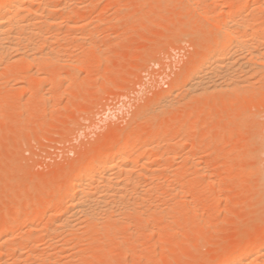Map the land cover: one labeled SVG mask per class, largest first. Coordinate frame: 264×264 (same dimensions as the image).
Listing matches in <instances>:
<instances>
[{
	"label": "rangeland",
	"instance_id": "374dc122",
	"mask_svg": "<svg viewBox=\"0 0 264 264\" xmlns=\"http://www.w3.org/2000/svg\"><path fill=\"white\" fill-rule=\"evenodd\" d=\"M190 1L72 0L73 11L80 7V28H74L76 37L73 28H59L60 33L70 31L63 37L73 38L70 48L65 44L68 40L58 36L72 51L73 65H48L58 70L59 80L50 81L46 67L41 72L34 67L26 75L29 78L23 75L25 80L24 71L17 73L19 80L13 74L19 71L17 64L3 70L14 76L0 71V224L10 222L6 230L18 229L14 233H21L26 246L21 261L17 250L15 260L14 254L3 250L1 264L6 254L5 264H219L229 249L241 247L245 240L264 242V102L258 100L260 91L250 94H256L254 98L242 94L247 95L244 98L230 90L237 82L232 78L227 81H232L231 87L227 83L230 89H225L224 79L237 75L231 69L226 78L212 74L215 83L219 77L222 80L216 84L220 88L206 72L210 92L191 90L190 83L188 89L183 87V76L198 66L199 54L227 33L221 25L230 9L226 2L232 0H201L204 6L200 0ZM73 11L68 15H76ZM259 14L264 17V11ZM227 15L235 19L232 26L237 24L231 9ZM250 15L245 16L250 19ZM40 30L34 37L47 29ZM236 55L235 65L241 58ZM37 71L39 75L34 74ZM166 94L171 95L170 102ZM133 134L139 135V146L155 139L148 147L151 151L142 149L132 164L141 168L143 190L138 189L140 184L136 190L146 191L149 203L144 208L149 213L139 215L143 219L131 215L124 222L108 224H116L114 229L106 224L89 230L82 221V231L52 232L66 212L45 208L52 213L37 216L44 199L65 190L73 167L96 158L102 150H112ZM148 181L168 182V186L151 194ZM20 237L16 242L22 241Z\"/></svg>",
	"mask_w": 264,
	"mask_h": 264
},
{
	"label": "bare ground",
	"instance_id": "6f19581e",
	"mask_svg": "<svg viewBox=\"0 0 264 264\" xmlns=\"http://www.w3.org/2000/svg\"><path fill=\"white\" fill-rule=\"evenodd\" d=\"M53 1L52 0H0V71L2 70V72L5 75H7L9 72L6 74V72H4V71L7 70L10 65L12 66V64L19 65V67L17 68L19 71L17 70L18 72L13 73V74H16L15 77L16 76L18 77V78H16L17 80H19V78L21 79L20 75L22 74L23 71L24 72H23L22 76L26 73L25 78L27 79L29 77L28 76L26 77V75H29V73L32 74L33 73L32 70L34 67L38 68L37 70L40 72H41V70H45L43 68L46 67V70L48 68V71H50V73L47 72L49 74V76L51 77V78H49L50 81L56 82L58 70L56 71V69L50 68L49 66H53V64L58 65L59 63L63 64V62L73 65V62H70L71 61L70 53L72 51L71 50H70L71 52L67 51V49L70 48L69 47V45H70L69 41L73 38L70 39L68 37L67 40L69 43H67V42L65 43L69 48L67 46H66L67 48H64L65 46H63V44H64L63 42H64V40L67 41L64 38H65V36L68 35V32L70 33V31H72V28H73V34L72 35L74 37H76L77 33L74 32V28L75 27L78 28V25L80 24L79 22L81 21L80 16L77 15L79 13V12H77V9H79L80 7L78 5L77 6L78 8L75 9L76 15L72 14V12H71L72 16H71V14H69L70 15L69 16L68 15L69 10L73 11V8H71V4H72V6H74L73 3L70 4V2H72V0H58L59 2H55L57 0H53ZM222 1H226V0H222ZM190 2L194 3L193 0ZM199 2H201V0ZM228 2H230L229 5H228ZM228 2H226L228 9L230 8L232 13H234V15L238 18V20H236L237 24L235 23V24H233V26L231 25V23L235 22V19L230 18V16L227 15L230 12V9H229L226 16H228L232 20L228 19V17H227L226 23L231 22L230 23L231 26L229 25V23L226 24L225 22L224 23L221 22L222 23L221 27L224 26L223 27L224 30L228 29L227 33L223 34L222 36H219L217 38H214V41L210 45H208L207 49L204 48L205 50L202 51L201 54H199V56H200V57L198 56L199 62H197L198 66H196V68L193 71H191V73H190V70H191L190 69L189 70L190 74L185 73L186 76H183V78H184L183 79V82H184L183 87L184 88L187 87L186 85L190 83L189 87L191 88V90H192V87L196 88V89L201 88L202 92L205 93L206 92L205 90L207 89V87L210 86L209 85L210 81H208L209 82L208 86H206L207 83H205L207 79L209 80V78L206 77V75H207L206 72L210 73L208 75L209 76L211 75L210 78L212 80V84L214 83L215 84L214 86L218 87L217 85H218V83H221L220 80L222 79V76L224 75V77L225 76L227 77L229 75V73L231 72V70H233L231 73L236 72L237 75L234 73L235 76L232 75L229 78L225 77L227 80L224 79L225 81H223V82L226 83V85H227V83H229L228 85L230 86L232 81L231 82H227V81H230L229 79L232 78L233 83L237 80L236 83L231 84V85H234L236 87L232 86L233 89L232 88L230 89V88H228L229 87L228 85L227 86L225 85L226 86L225 89H230V90H233L235 92L238 91V94L240 93L239 95L248 93V96H250V97L253 96V98L260 91L258 93V94H260V99H258V100L261 102H264V17H261L262 13L259 14V12L264 11V3L262 2V0L261 1L260 0H232V1H228ZM77 4H75V5H77ZM195 4H196V1H195ZM206 4H207V2H206ZM159 5H161V4L159 3ZM202 5H203V3H202ZM195 7L202 8V6H198V4H197V6L195 5ZM200 8L197 9V11L200 10ZM209 10H211V9H209ZM75 11H73V12H75ZM78 11H80V10H78ZM247 12L249 14H251L250 17H252V15H253L252 18L255 21L250 20L252 18L249 19L245 16L247 14ZM257 13H258V16L260 15V18H258ZM23 15H25V17ZM255 16L257 17L256 19H255ZM148 17H149V15H148ZM79 18H80V20H79ZM219 19H220V17H219ZM227 19L230 21H228ZM222 20H224V19H222ZM82 21H84V20H82ZM221 23H219V27H220ZM227 25H229L231 28H226L225 26H227ZM62 26H64L65 30H69L71 28L70 31H68L66 33L67 35L64 34L63 31H62L63 33H60L61 30L59 31V28L61 29ZM67 26H68V28H67ZM43 27H45L47 29L46 31H44L45 29L43 30V32H45V33H41L42 35L38 33V35H40V36L38 38L34 37V35L37 36V32H42L40 29H43ZM79 28H80V26H79ZM74 33H76V34L74 35ZM61 34L62 35L64 34V36H62ZM58 35H61V39H64V40L61 41L59 38L60 36H58ZM72 35H71V37H73ZM68 36H70V35H68ZM77 36L79 37V35H77ZM92 36H93V34H92ZM214 37H216V36H214ZM79 39H80V37L77 38V40H79ZM84 39H85V37H84ZM87 40H89V39H87ZM56 43H58V44H56ZM86 44H88V43H86ZM83 47H86V46L84 45ZM84 50H83V52H84ZM237 50H240L242 52V56H240L241 53L239 51V56L241 58L238 57ZM86 53H88V50ZM236 53H237V55H236ZM85 54H84V56H85ZM71 55H72V53H71ZM96 55H97V53H96ZM235 55H236V57H238L237 59L240 58L239 62L237 61L238 62L237 65L234 64V63H236V61H235L236 59H234ZM233 59L235 61L234 63L232 62ZM88 66H90V65H88ZM15 67H16V65H15ZM61 67L65 68L64 65H62ZM62 68H60V69H62ZM13 69L14 68H12L10 70H13ZM38 71L36 73L34 72V74L40 73ZM228 71H229V73H228ZM2 72H0V75ZM17 73H21V74L17 75ZM43 73H44V71L42 72V74ZM45 73H46V71H45ZM13 74H10V75H13ZM212 74L215 76L221 75V79H219L220 77L218 78L219 82L215 83L217 77L215 78V76H212ZM37 75H39V74H37ZM2 76L4 77V75H2ZM2 76H1V78H2ZM236 76H238V78H236ZM212 77H214L213 78L214 80L212 79ZM23 78H24V76L22 77V79ZM25 78H24V80H25ZM57 78H58V80L60 79L59 76ZM24 80H22V81H24ZM27 81L30 82V80H27ZM38 84H36V85H38ZM218 88H220V87H218ZM221 88H222V86H221ZM234 88L238 89V90H235ZM0 89H1V86H0ZM187 89H188V87H187ZM222 89H224V88H222ZM200 91L199 92L197 91V93H200ZM207 91H208V89H207ZM254 91H257L255 96L250 95V94H253L252 92H254ZM208 92H210V91H208ZM191 93H190V95L192 96ZM200 94H203V93H200ZM182 96H183V94H182ZM245 96L247 97V95H244L243 97L245 98ZM170 97H171V95H169L168 98H166V100L169 99ZM18 99H19V97H18ZM188 100H190V99H187V101ZM165 101H162V103L163 102L165 103ZM171 101H173V100H171ZM182 101H183V97H182ZM166 102H170V100H167ZM176 104L174 103L173 105H176ZM3 105H5V103ZM140 135H142V134H140ZM139 140H140L139 135L133 134L131 137H128V139L124 143H121V144L119 143L118 146L116 145L115 148H113L112 150H110V151L107 150L108 152L105 150H104L105 151L104 152L102 150L103 152L100 151V153H98V156L96 155L97 156L96 158L92 159L90 157L91 158L90 160L84 161V162L80 163L79 165H77L76 167H73L71 169V173H70L69 179L67 181V185L65 186L66 187L65 190L60 191L58 194L53 195L52 197L44 199L45 201L43 202V205L40 208L42 210L37 212V216L46 215L47 213L50 212L48 210H45V208H47V209L50 208L51 211L53 209V212L56 214H59V213L65 211L66 217L65 218L63 217L64 219L63 218H62L63 220L61 219L62 222H59L61 225L57 226L53 230L51 229V231L57 232V233L58 232L68 233V234L70 232L76 233L79 230H81L80 227H82L84 224V223L83 224L81 223L82 221H85L84 225H87V228L89 230L93 226H94L93 229L97 230V228H99L100 226L103 227L106 224L110 225L112 222L118 223V222L122 221L123 218H125L127 216L129 217L131 215H137L138 217L143 219L141 217V216H143L142 214L145 215L146 212L150 211V209L146 210L144 208V206H145L144 203L145 202L149 203V199H147V197H146V194H145L146 191H145V193H144V191H142V192L139 191L140 189L143 190V188L141 186L143 184H141V180H140V178L142 177V174H141L142 172L139 173L141 168L137 170L136 169L137 167H132V164H134V162H136L139 159V154L141 153L142 149H144L146 151V149H148V147L153 146V144L155 143V141H154L155 139L153 141H151L150 143H148V142L142 143L140 146L138 144ZM146 141H147V139H146ZM149 150L151 151V148L148 149L147 151H149ZM97 151H98V149H97ZM152 151L154 152V150H152ZM149 155H151V154H149ZM159 156H158V158H162L163 155H161L160 157ZM150 157L148 156L147 159L150 160ZM142 162H143V159H142ZM144 162H145L144 164L148 165V163H147L148 161H144ZM147 165H145V167ZM144 172H145V170H144ZM199 173H201V172H199ZM152 174H154V173H152ZM159 174H160V171H159ZM159 178H158V180L162 179V177L160 179ZM154 181H156V178ZM148 182H150L149 184H147V191H150L148 193H151V191L154 192V191L158 190L159 188H162V186H164L165 184L168 183V182L167 183L164 182V184H163V182H161V181H157V182L148 181ZM193 183H195V182H193ZM139 184H140L141 188L140 187L138 188ZM166 186H168V185L164 186L165 189L167 188ZM136 188H138L139 190L137 191ZM171 189H172V187H171ZM175 191H176V193L178 192L177 190H175ZM197 194H200V193H197ZM177 206H178V204H177ZM178 207H180V206H178ZM149 208H151V207H149ZM185 208H186V206H185ZM154 209H156V207ZM192 210H193V208H192ZM167 212H169V211H167ZM50 213H52V212H50ZM153 213H154V211H153ZM139 215H141V216H139ZM150 216H152V215H150ZM148 218H149V216H148ZM126 220H127V218H126ZM22 221H23V219H22ZM7 222L4 221L3 223L0 224V253H4L3 250L6 249L5 252H7V250H8V252L12 256L14 254V252L17 250L19 252V255H20L19 257L17 255V258L20 260L21 259L20 257L23 255V254L21 255L20 253L22 251H24V248L26 246L23 243V238H22V235L20 232H19V234L21 237L19 239L22 238L21 239L22 241L16 242V241H18L19 234L17 232V234H18V236H17L14 233V231L16 232V230H18V229H15L14 231L12 229L6 230L5 227H7L6 226ZM122 222H124V219ZM8 223H10V222H8ZM21 226H23V225H21ZM31 226L32 225H30V227ZM115 226H116V224L113 226H109V227H113V229H114V228H116ZM32 228H33V226H32ZM32 228H31V230L36 229V228H33V229ZM100 229H103V228H99V230ZM107 229H110V228L107 227ZM47 230H49V229H47ZM115 231H118V230H115ZM31 232L33 233V231H31ZM258 232L261 233L260 231H258ZM111 233H113V232H111ZM14 234L17 237V239L14 238V240L16 239L15 242L13 240V236L15 237ZM24 234H25V232H24ZM47 234H49V233H47ZM23 237H25V236L23 235ZM43 237H46V236H43ZM71 238H73V237H71ZM255 238H257V237H255ZM52 241H54V240H52ZM18 252L15 254H18ZM15 254H14L13 258L16 256ZM6 255L4 257V260L6 259ZM8 256H10V255L8 254ZM263 257H264V242L262 240H261V242H258L257 240L256 241L245 240L244 244H242L241 247L229 249L225 253V255L223 256V259H221L219 264H256L255 263L256 261L259 264L260 261L262 262L264 260V259L260 260ZM8 258L9 257H7V260H8ZM37 258H39V257H37ZM4 260L2 261V264L5 262ZM14 260H15V258H14ZM29 261H31V259H29ZM48 261H49V259H48ZM10 262L11 261H9V264H11ZM6 263H8V262H6ZM39 263H40V261H39ZM54 264H56V263H54Z\"/></svg>",
	"mask_w": 264,
	"mask_h": 264
}]
</instances>
